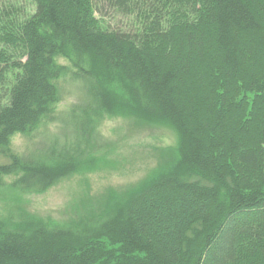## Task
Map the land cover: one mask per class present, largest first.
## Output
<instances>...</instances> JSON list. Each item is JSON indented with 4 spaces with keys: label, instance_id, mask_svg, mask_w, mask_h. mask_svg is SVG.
Returning <instances> with one entry per match:
<instances>
[{
    "label": "trees",
    "instance_id": "obj_1",
    "mask_svg": "<svg viewBox=\"0 0 264 264\" xmlns=\"http://www.w3.org/2000/svg\"><path fill=\"white\" fill-rule=\"evenodd\" d=\"M67 83L85 101L64 113ZM106 116L178 145L98 212L0 216V264H264V0H0V197L93 171Z\"/></svg>",
    "mask_w": 264,
    "mask_h": 264
},
{
    "label": "rangeland",
    "instance_id": "obj_2",
    "mask_svg": "<svg viewBox=\"0 0 264 264\" xmlns=\"http://www.w3.org/2000/svg\"><path fill=\"white\" fill-rule=\"evenodd\" d=\"M102 5L106 4L100 2L97 6ZM107 13L105 19L112 27L129 29L130 19L112 14L109 8ZM60 62L68 63L64 58ZM64 87L65 100L58 110L66 113L71 106L85 101V91L76 83H67ZM56 123L51 124L46 133L37 132L33 140L16 136L13 147L25 152L32 145L40 147L48 137L57 136L62 140L69 130ZM94 136L90 155L98 161L93 171L71 175L42 193L7 196L6 199L1 196L0 216L7 217L22 209L37 217L66 222L98 212L111 195L124 197L138 187L159 166V153L174 151L178 145V136L172 128L122 116H106Z\"/></svg>",
    "mask_w": 264,
    "mask_h": 264
}]
</instances>
